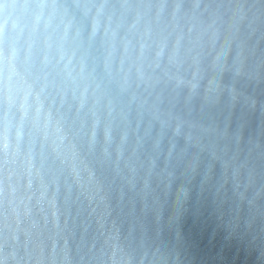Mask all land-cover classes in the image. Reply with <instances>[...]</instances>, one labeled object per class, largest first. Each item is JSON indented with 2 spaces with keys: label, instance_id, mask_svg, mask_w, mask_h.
<instances>
[{
  "label": "clouds",
  "instance_id": "obj_1",
  "mask_svg": "<svg viewBox=\"0 0 264 264\" xmlns=\"http://www.w3.org/2000/svg\"><path fill=\"white\" fill-rule=\"evenodd\" d=\"M0 264H264V0H0Z\"/></svg>",
  "mask_w": 264,
  "mask_h": 264
}]
</instances>
